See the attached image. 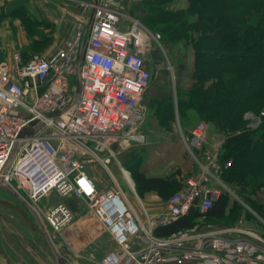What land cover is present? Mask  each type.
Here are the masks:
<instances>
[{
	"label": "built area",
	"instance_id": "obj_1",
	"mask_svg": "<svg viewBox=\"0 0 264 264\" xmlns=\"http://www.w3.org/2000/svg\"><path fill=\"white\" fill-rule=\"evenodd\" d=\"M81 4L89 8V15L94 10V16L78 69L81 91L76 100V58L86 16L80 21L81 31L53 56L34 53L24 58L19 50H13L0 60V179L12 185L35 210L36 223L44 235V231L51 235L50 231L59 233L66 228L73 213L61 201L40 207L42 197L86 199L110 238L123 250L109 251L101 264H121L126 254V264H152L138 258L143 259L153 248L177 252L175 264H189L193 258L209 264H264V259L248 251L251 247L264 252V246L252 240L254 233L245 232L247 238L230 237L222 231L189 235L182 229L168 236H153L158 225L187 214L191 208L204 212L221 193L222 185L214 175L215 155L206 151L200 158L196 154L203 148L201 122L184 141L197 170L165 199L162 213L148 216L150 227L145 228L108 164L116 157L112 144L145 139L143 133L135 132V126L144 118L142 101L151 78L142 53L148 35L140 32L137 20L118 5L105 0ZM125 17L133 21L127 27L122 24ZM55 112L58 114L53 115ZM96 161L106 168L116 186L98 188L87 170V165ZM120 171L129 175L123 166ZM130 186L135 193L133 182ZM144 232L154 238V246L127 249ZM157 261L154 259V264Z\"/></svg>",
	"mask_w": 264,
	"mask_h": 264
},
{
	"label": "rangeland",
	"instance_id": "obj_2",
	"mask_svg": "<svg viewBox=\"0 0 264 264\" xmlns=\"http://www.w3.org/2000/svg\"><path fill=\"white\" fill-rule=\"evenodd\" d=\"M76 2L80 9L86 16V21L89 17V8L82 6L81 3H86L91 0H73ZM112 5L120 6L124 12L137 20L138 25L136 28L140 32H146L148 41L142 47V53L145 56V64L150 71L151 78L143 97V112L144 118L135 126V132L143 133L145 139L132 140L119 144L115 142L111 145V150L116 154V157L111 158L108 164L109 169L114 173L115 179L122 186L125 193L133 201L136 211L141 215L142 222L146 229L150 227L149 219V206L143 200L142 202L135 197L134 190L126 181L124 175L120 171V166L130 171V167H140L143 165L147 170L150 164H154V152H159L166 158H174V160H189L191 168L188 171L181 170V164L174 163L168 173L179 170L181 174L177 177L181 182L189 176L193 171L197 170L198 165L195 163L190 151L185 144V138H189L190 130L196 123L201 122L204 124L203 129V148L197 156L203 157L204 153L210 152L216 157L217 171L214 175L222 185L221 193H226L229 196V206L223 216L217 217H197L196 223L191 228H186L189 235H197L206 232H220L230 237H246L247 232L254 233L256 237L252 240L264 246V183H259L263 180L262 177L257 181L258 185L254 187L249 183L248 172L249 169H242L237 173L224 172L225 165L219 160L221 153L224 152L223 144L226 138L232 133L231 130L221 128L216 122L209 119L200 118L199 113L190 107L182 105L181 101L188 99L190 89H192L194 81L195 69V48L194 43L196 39L180 38L176 41H167L165 37L167 34L159 29V26L152 27L148 23L149 9L144 0H105ZM190 0H168L163 4L168 10H181L186 9ZM7 13L13 16L17 15L18 20H9L8 23L0 24V59H3L13 50H19L21 53H41L49 47L51 43L50 31H45L48 25L41 24L34 20L27 8L22 7L21 11L12 10V4L9 3L5 8ZM3 11V9H2ZM193 16L196 13H204L203 10H192ZM243 10L233 11V14H242ZM245 15L246 14H242ZM84 16V17H85ZM256 13L248 15L249 21L256 18ZM133 21L123 18V27L131 25ZM75 35L81 31V23H78ZM161 27V26H160ZM151 34H150V33ZM5 33V37L3 34ZM34 35L37 38H34ZM154 37V38H153ZM20 39L24 42L19 45ZM67 40L64 41V43ZM205 39L202 40L204 43ZM63 43V45H64ZM209 43V42H208ZM215 46L214 41L209 43ZM55 54V53H54ZM53 54V55H54ZM208 59L220 61L221 58L217 53L209 55L204 53ZM246 59V56L243 57ZM242 60V59H241ZM234 63V62H232ZM236 63V62H235ZM222 64L221 66H224ZM172 101L174 106V115L169 118V108L165 107L166 101ZM185 102V101H184ZM177 108L180 109L178 113ZM185 110V111H184ZM212 114V113H210ZM241 123L240 128H249L251 131L256 132L260 129L262 121L264 120V97L254 100L252 103L244 106L241 110ZM262 127V126H261ZM235 131V129L233 130ZM104 151L102 153H106ZM208 163L207 160L202 159V162ZM227 163V162H226ZM89 173L94 174L98 188L108 189L116 186L115 181L111 178L106 168L101 162L96 161L87 165ZM226 174V175H225ZM130 178L131 175L129 174ZM132 182L133 179L131 178ZM216 181L212 180V183ZM217 184V183H215ZM135 189V184H134ZM169 192L168 194H170ZM64 202L73 213L71 223L59 233L52 231L51 235L47 231L46 236H49L54 244V249L58 252L59 256L63 259L62 263L70 264H101L103 257L111 250L123 252L122 248L118 246L109 236L105 227L97 228V235L93 240H90L89 230L84 229L81 225L79 218L87 222L86 217H97L89 208L86 199L82 197H55L53 195L42 197L38 204L40 207H48L56 202ZM162 206V199H159ZM165 202V201H164ZM165 204V203H164ZM20 211H25L30 217L31 222L35 224L39 232L40 241L44 243L47 254L50 257V264H59V259L54 253L52 247L47 241L45 235L42 233L41 228L37 225L32 212L20 200H18L8 189L0 186V222L13 223L18 217ZM85 217V218H84ZM92 219V218H91ZM98 219V218H97ZM90 222L91 220L88 219ZM84 223V222H83ZM99 225V224H98ZM38 226V227H37ZM49 228V227H48ZM94 228H92L93 230ZM234 229L233 231H231ZM46 230V229H44ZM95 230V229H94ZM236 231V232H234ZM95 232V231H94ZM246 232V233H245ZM154 236V233H153ZM247 238V237H246ZM154 238L146 235L144 232L140 237L133 239V244L127 249L132 251L138 250L154 244ZM126 248V247H125ZM248 251H253L254 256H260L264 259V252L248 248ZM177 252L165 249L154 248L145 253L143 261L147 260L154 264H175ZM128 255H124L121 264H126ZM202 258L190 259L189 264H209V262L202 263Z\"/></svg>",
	"mask_w": 264,
	"mask_h": 264
},
{
	"label": "trees",
	"instance_id": "obj_3",
	"mask_svg": "<svg viewBox=\"0 0 264 264\" xmlns=\"http://www.w3.org/2000/svg\"><path fill=\"white\" fill-rule=\"evenodd\" d=\"M166 1L144 0L150 8L148 23L152 27L160 25L159 29L167 34V41L196 39L195 79L182 105L195 109L200 118L232 131L219 157L225 165L224 172L231 174L248 168L249 183L256 187L260 177L263 180L259 183H264V120L256 132L239 129L243 107L264 97V0H190L188 7L181 10L166 9L163 7ZM200 9L204 13H196L194 17L192 10ZM236 10H243L246 16L233 14ZM250 13H256L257 17L249 21ZM212 41L214 47L209 44ZM204 53H217L221 60L208 59ZM165 105L169 108V118L173 117L172 101H166ZM177 110L180 113V109ZM129 170L139 196L156 191L166 199L182 185L177 177L181 174L179 170L162 176H146L138 166ZM228 206L229 196L220 193L204 212L191 208L187 214L158 225L153 233L163 237L191 228L197 217L223 216Z\"/></svg>",
	"mask_w": 264,
	"mask_h": 264
},
{
	"label": "crops",
	"instance_id": "obj_4",
	"mask_svg": "<svg viewBox=\"0 0 264 264\" xmlns=\"http://www.w3.org/2000/svg\"><path fill=\"white\" fill-rule=\"evenodd\" d=\"M9 3L12 4V10L15 9L21 11L22 7L27 8L31 17L41 24L40 27H44L43 24L46 23L48 25L50 24L49 27L45 28V31L52 30V33L50 34L51 43L49 44V47L42 52L45 56L49 57L53 56V54L63 46L65 40H70L75 36L74 31H76V25L80 23L81 19L87 12H83L84 10L80 9V7H78L76 2L73 0H51L50 3H45L43 0H0V24L8 23L13 17L10 15L11 13L4 11ZM58 16H60V19L55 22L54 19ZM11 20L17 21V15H14V18ZM1 34L5 37V33ZM34 38H37V36L34 35ZM24 42L26 41H22L20 39V43L18 44L23 45ZM8 55H6V57H8ZM22 55L26 58L31 54L22 52ZM174 163L181 164L180 168L184 172L191 168L189 160H174V158H165L164 155L159 152H154V164L151 163L148 170L144 168L143 165L139 168L146 176H162L169 172ZM128 172L130 174V171ZM90 174L96 180L94 174ZM134 194L135 197L142 202V199L137 194L136 190ZM126 197L135 213L140 217L141 215L138 211H136L133 201L127 194ZM142 198L149 206L150 211L148 214L150 217H155L163 212L165 199L161 197L164 205L162 206L159 201L160 196L156 191H147L142 195ZM86 218L87 222L83 221L82 218H79V220L84 229H91L90 240H93L97 235V228H101L103 225L97 218L93 219V216ZM88 219L91 221L89 222ZM92 228L95 230H92ZM50 263V257L47 254V249L44 243L40 241L38 229L35 224L31 222L30 217L25 211H20L18 213V217H16L13 223L0 222V264Z\"/></svg>",
	"mask_w": 264,
	"mask_h": 264
},
{
	"label": "water",
	"instance_id": "obj_5",
	"mask_svg": "<svg viewBox=\"0 0 264 264\" xmlns=\"http://www.w3.org/2000/svg\"><path fill=\"white\" fill-rule=\"evenodd\" d=\"M93 16H94V10L91 11L88 21L84 27L83 33H82V40H81V47L80 50L78 52L77 58H76V67H77V76H76V89H75V100L77 99L80 91H81V81H80V77H79V73H78V69L81 63V59H82V53H83V49H84V45L87 42V38H88V31L91 25V22L93 20ZM58 112L53 113V115H57ZM24 132H22L23 134ZM0 186L4 187L6 189H8L18 200H20L26 207H28L30 209V211L32 212V214L34 215L35 218H37V215L35 214V212L33 211L32 207L30 206V204L14 189L12 188L10 185H8L7 183L3 182L0 179ZM47 241L49 242L50 246L52 247L54 253L57 255L58 259H59V264H63L62 261L63 259L59 256L58 252L55 251L54 249V244L52 239L49 236H46ZM65 264H70V263H65Z\"/></svg>",
	"mask_w": 264,
	"mask_h": 264
},
{
	"label": "bare ground",
	"instance_id": "obj_6",
	"mask_svg": "<svg viewBox=\"0 0 264 264\" xmlns=\"http://www.w3.org/2000/svg\"><path fill=\"white\" fill-rule=\"evenodd\" d=\"M123 175H124V177H125V179H126V181L127 182H129V184L131 185V183H132V181H131V178H130V176L128 175V173L126 172V171H124V173H123ZM8 184V183H7ZM8 185H10V184H8ZM12 188H14L12 185H10ZM15 189V188H14ZM35 211V210H34ZM38 216H39V214H38ZM154 245L152 244V247H153Z\"/></svg>",
	"mask_w": 264,
	"mask_h": 264
}]
</instances>
